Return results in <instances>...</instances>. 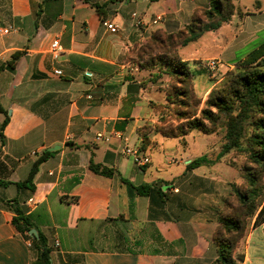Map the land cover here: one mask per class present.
I'll return each instance as SVG.
<instances>
[{
  "label": "crops",
  "instance_id": "0c3cea01",
  "mask_svg": "<svg viewBox=\"0 0 264 264\" xmlns=\"http://www.w3.org/2000/svg\"><path fill=\"white\" fill-rule=\"evenodd\" d=\"M255 6V12L242 14L235 7L228 23L177 49L199 98L215 86H207V79L199 85L201 94L195 91V75L206 73L204 62L217 60L219 72L231 70L261 46L235 54L264 32V0ZM210 7L209 0H0V30L15 29L0 34V127L8 117L0 129V264L36 260L31 242L12 224L16 206L45 237L50 264L216 260L213 235L230 182L215 174L213 163L187 169L194 159L181 146L192 133L183 140L151 133L152 144L140 148L138 129L153 121L149 104L164 98L159 88L165 85L149 84V72L131 55L153 32L177 33L196 9ZM156 17L161 20L152 25ZM104 21L117 32L110 33ZM233 25L232 37L225 35ZM55 40L62 48L57 57L50 52ZM126 147L140 149L150 163L136 166ZM43 151L52 156L39 167L33 189L17 188ZM90 160L119 176L92 174ZM142 185L150 186L146 196L135 191ZM254 220L242 242L241 264H264V225L254 226Z\"/></svg>",
  "mask_w": 264,
  "mask_h": 264
},
{
  "label": "trees",
  "instance_id": "16d2710c",
  "mask_svg": "<svg viewBox=\"0 0 264 264\" xmlns=\"http://www.w3.org/2000/svg\"><path fill=\"white\" fill-rule=\"evenodd\" d=\"M209 2L211 7L196 9L191 22L182 30L174 34L155 31L140 48L133 49L131 55L135 63L149 72L147 80L149 84L165 85L160 87L159 91L165 95L166 103L161 106L151 102L149 107L152 114L154 116L159 114L162 117L163 111L167 108H171L172 111V107L177 105L182 108L178 115L186 122L172 130L159 129V135L166 139L180 140L193 131L212 135L216 132L214 127L219 122L220 115H223L226 127L225 143L218 160L232 151L247 155L248 165L243 169L246 186L231 184L230 195L223 200V207L217 219L218 226L213 235L217 258L211 263L241 264L243 254L240 247L249 222L255 218L254 226L264 225V186L261 182L264 176V44L237 64L235 70L227 72L222 88L213 87L202 101L193 91V75L188 64L179 58L177 49L196 42L207 32L218 30L228 23L236 12L232 0H209ZM93 8L101 14L100 7ZM21 55L20 52L12 55L8 62L10 69H13L14 62ZM201 105L203 106L197 115L196 108ZM192 108H195V112L191 115ZM253 114H257V118ZM261 115L263 117L258 119ZM7 123L8 117L5 118L0 129L3 130ZM208 124L213 127H209ZM248 126L251 128L249 136L246 135ZM149 133V125L138 129L142 150L152 144L148 138ZM51 156V152L43 151L33 163L26 181L16 184V187L33 189V180L39 167ZM211 163L202 156L191 161L187 169L191 170ZM88 170L96 176L108 179L115 175L119 176L114 169L95 164L92 160L89 162ZM135 191L140 196H146L150 186L142 185L135 188ZM13 212L12 224L31 242L36 254L34 264H50V250L45 237L38 234V239L31 238L28 233L33 226L29 218L17 206L13 208Z\"/></svg>",
  "mask_w": 264,
  "mask_h": 264
},
{
  "label": "rangeland",
  "instance_id": "374dc122",
  "mask_svg": "<svg viewBox=\"0 0 264 264\" xmlns=\"http://www.w3.org/2000/svg\"><path fill=\"white\" fill-rule=\"evenodd\" d=\"M184 1L198 2V3H202V4H206V2H207V0H184ZM257 1L258 0H232L235 7L240 11V14L246 13V12H255V10H256L255 5L257 4ZM236 24L238 25V27H240V25H241L239 20H238L237 15H235V19H234V25H236ZM234 25L232 26V28L224 30L223 33L227 36L232 37L234 30H236V27H234ZM254 42H251L253 44H251L246 49L244 48L240 51H235L236 56H240L241 54L248 52V50H254L255 48L262 45L264 43V32L259 36V39L256 40L255 43ZM186 51H188V49L185 50V52ZM229 55H230L229 53H226L225 58L228 57ZM235 67L232 68L231 70H224V71L218 72L215 75L208 73V72H206L205 74L204 73L203 74H196L195 79H194V81H195L194 83L197 86V88L195 90L196 93L201 94L199 85H200V83H203V81H205V80L207 81V79H208V81L206 82L207 86H209L210 83H214L215 84L214 89H221L227 72L235 70ZM207 95H208V93L201 100L202 101L205 100ZM156 100H157L156 102H158L156 104L161 105V106L165 105V103H166L165 102V95H164V98H162V99H161V96H157ZM202 106L203 105L196 108L197 109V115L199 114V111L202 108ZM170 109L171 108H167L163 111L164 116L162 115V117H161L159 114H157L156 116H154L153 121L146 124V125L150 126V133L149 134L153 133V134L159 135L160 134L159 129L160 130L161 129H171L172 130L175 127L180 126L186 122V120L185 121L181 120L179 118V115H178L179 111H182V108H179L177 105L174 108L172 107L173 111ZM194 112H195V108L190 109L191 115ZM253 116H256V118H257V114L256 115L253 114ZM262 117H263V115L258 116V119L262 118ZM224 123H225V117L223 115H220L219 122L214 127V129L216 130V132L214 134L205 135V134L198 132V131L191 132L192 133V134L190 133L191 136H189L186 139L188 146L185 145V142H184V143H182L181 149H182V151H185L184 155L190 156L189 158H191V159H197V158H200L202 156H205L207 158V160H209L210 162L213 163V165H215L214 170L217 171V173H215V174L216 175L219 174V176H221L222 178L229 181L230 182L229 186H231V184H236L238 186H240V185L246 186V183L244 181L245 178L243 176L244 175L243 169L246 165H248V160H247V155L245 153H240L238 151H232L229 154H227L226 156L222 157L220 160H218L221 148H222L223 144L225 143L226 127L224 126ZM208 125H209V127H213L210 124H208ZM250 129L251 128L249 126L246 129L247 130L246 131L247 136L250 135ZM168 141H171V140H168ZM261 182H262V185L264 186V176L262 177ZM161 189H163V188H161Z\"/></svg>",
  "mask_w": 264,
  "mask_h": 264
},
{
  "label": "built area",
  "instance_id": "2783aa9c",
  "mask_svg": "<svg viewBox=\"0 0 264 264\" xmlns=\"http://www.w3.org/2000/svg\"><path fill=\"white\" fill-rule=\"evenodd\" d=\"M132 19L135 20V26L137 28L143 27L144 24L142 23V21L138 18V16L136 14H132ZM160 20L161 19L159 17H156L152 20L151 24L156 25ZM102 25L110 33H116L118 30L116 26L112 25L111 23H108L107 21L102 22ZM10 32H15V29H13L12 27H9L7 29L0 30L1 35H7ZM50 50H51L50 52H51L53 57H57L62 52V48L59 45L57 40L52 42ZM220 67H221V64L217 60H209V61H206L203 63V69L206 72L211 73L213 75H215L219 72ZM53 74L56 76H60L61 72L60 71H54ZM116 137L118 139H123V136L120 134H117ZM124 154L126 156L130 157L132 159L133 163L136 166H139L140 168L146 167L150 163L148 156L145 155L144 153H142L141 150L138 148L126 147L124 149ZM27 203L31 204V203H33V201L29 200V201H27ZM55 246L58 247V243H56Z\"/></svg>",
  "mask_w": 264,
  "mask_h": 264
},
{
  "label": "water",
  "instance_id": "95a60500",
  "mask_svg": "<svg viewBox=\"0 0 264 264\" xmlns=\"http://www.w3.org/2000/svg\"><path fill=\"white\" fill-rule=\"evenodd\" d=\"M50 150H51V151H54L55 149H50ZM162 190H164V188H163ZM28 235H29L31 238L38 239V234H37V232H36L34 229L30 230L29 233H28Z\"/></svg>",
  "mask_w": 264,
  "mask_h": 264
}]
</instances>
